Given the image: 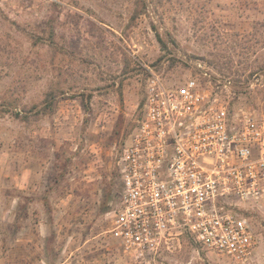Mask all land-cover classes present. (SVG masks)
<instances>
[{
	"label": "rangeland",
	"instance_id": "1",
	"mask_svg": "<svg viewBox=\"0 0 264 264\" xmlns=\"http://www.w3.org/2000/svg\"><path fill=\"white\" fill-rule=\"evenodd\" d=\"M197 60L232 79V114L264 117V0H0V103L20 113L67 82L54 115L0 117V264H239L187 235L134 263L105 233L149 78L181 84ZM252 224L246 264H264V220Z\"/></svg>",
	"mask_w": 264,
	"mask_h": 264
},
{
	"label": "built area",
	"instance_id": "2",
	"mask_svg": "<svg viewBox=\"0 0 264 264\" xmlns=\"http://www.w3.org/2000/svg\"><path fill=\"white\" fill-rule=\"evenodd\" d=\"M196 76L148 80L143 116L118 161L121 200L109 232L134 263L190 236L207 252L248 263L264 220V117L231 113V78L194 62Z\"/></svg>",
	"mask_w": 264,
	"mask_h": 264
},
{
	"label": "trees",
	"instance_id": "3",
	"mask_svg": "<svg viewBox=\"0 0 264 264\" xmlns=\"http://www.w3.org/2000/svg\"><path fill=\"white\" fill-rule=\"evenodd\" d=\"M56 5L55 3H53ZM145 5V3H144ZM158 39L164 46L166 44L161 39L158 34ZM49 44L54 45L55 43V32L52 30L51 35L49 36ZM66 82V80H65ZM64 81L59 80L53 85L45 94L41 104H35L31 107H23L22 112H17L16 108L18 104L16 103L18 100L13 99L11 101H3L0 103V117H3L7 114H12L16 119H19L23 122H30L32 119L40 120L41 118L50 117L57 112L58 105H59V98L66 94V88ZM67 83V82H66ZM69 86L68 90H72L74 86ZM144 105V104H143Z\"/></svg>",
	"mask_w": 264,
	"mask_h": 264
},
{
	"label": "crops",
	"instance_id": "4",
	"mask_svg": "<svg viewBox=\"0 0 264 264\" xmlns=\"http://www.w3.org/2000/svg\"><path fill=\"white\" fill-rule=\"evenodd\" d=\"M18 193H19V191H18ZM20 194V193H19ZM16 199H20V197H18V198H16ZM16 199H15V201H16ZM110 205V204H109ZM50 226L51 225H49V223L47 224V222L46 223H42V227L44 228V230L45 229H48V227H49V229H50ZM112 228V227H111ZM111 228L108 230V231H106L105 233H109L110 232V230H111ZM113 239V238H112ZM113 241H115V240H113Z\"/></svg>",
	"mask_w": 264,
	"mask_h": 264
}]
</instances>
